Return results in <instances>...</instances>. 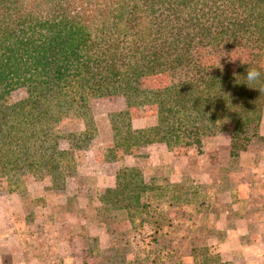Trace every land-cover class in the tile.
Masks as SVG:
<instances>
[{
  "label": "trees",
  "instance_id": "trees-1",
  "mask_svg": "<svg viewBox=\"0 0 264 264\" xmlns=\"http://www.w3.org/2000/svg\"><path fill=\"white\" fill-rule=\"evenodd\" d=\"M201 48L204 60L196 58ZM245 48L250 59L237 62ZM262 55L264 0H0V190L35 195L64 215L71 198L65 205L49 199L77 157L96 146V107L112 104L102 113L110 132L105 159L127 155L134 164L98 199L124 208L132 221L131 213L138 216L141 227L162 187L137 172V149L160 142L199 149L226 129L231 154L240 141L246 146L258 135L264 106ZM253 68L260 77L249 82ZM137 117L149 122L133 128ZM63 119L76 123L65 135L67 149L54 130ZM177 188L171 196L184 200L187 192ZM96 209L90 220L104 224ZM159 218L151 235L157 244L167 220ZM73 231L86 229L79 223ZM159 245L151 264L177 254ZM198 251L197 264L225 262L220 245Z\"/></svg>",
  "mask_w": 264,
  "mask_h": 264
},
{
  "label": "rangeland",
  "instance_id": "rangeland-1",
  "mask_svg": "<svg viewBox=\"0 0 264 264\" xmlns=\"http://www.w3.org/2000/svg\"><path fill=\"white\" fill-rule=\"evenodd\" d=\"M250 53V48L240 49L235 53V59L237 62L248 61ZM204 57V49H198L196 58L204 60ZM261 64L264 70V55L261 57ZM19 97V94L13 95L14 99H18ZM111 106L113 105L108 104L106 107L101 105L96 107V121L100 132V135L95 140L96 146L88 149L83 154L81 153L80 157H77L78 161L75 164L74 170L65 176L64 184L54 192V197L49 199V201H53L55 197H58L59 201H62V204L65 205V199L71 198L67 201L71 204L70 208H64L62 211L65 213L68 210L74 211V213L79 215V223L86 229V232H81L82 235L79 237L81 240L79 242L80 245L83 243V247L85 248V256L79 258V264H151L152 258L157 254V248L161 247L160 245L158 246L159 243L168 245L167 249L177 251V254L173 253L170 257L168 256L167 261H164L165 264H176V262H179V264H197V258L198 262L201 259L200 254L197 253L200 252L198 250L217 245H220L221 252L218 251V253L225 261L221 262L219 259V264H264V258L260 257L264 253L262 251L264 246L259 244L254 245L255 247L252 246L253 248L249 252L247 250L238 252L229 249V230L234 227V223H230L232 226L226 225L227 220L225 219V215L222 217L225 212L228 213V217L233 212L246 217L249 215L247 209H241L240 207L238 209L232 201L234 199L237 200V196L235 186L229 181V174L234 171L239 173L237 176L241 177L240 179H246L247 176L244 170H247L241 167L243 165L241 163L244 161V164H246L247 161L245 153H248L249 146L262 149L263 144L257 140L252 143L249 141L244 146V142L240 141L239 145L242 146L236 148L234 154L230 155V161L229 163L227 162V166L223 169L221 168V171L219 169V180L209 183L200 182V167L204 171L212 170L209 164L204 168L201 165L209 161L216 163L218 158L222 159V152L218 155L215 154V156L212 154L214 152L212 149L217 147V143L222 137H227L226 141L229 140V146L223 140L221 141V146L225 145L231 151H234L229 136L230 129L218 130L217 134L210 137L211 139L205 140L202 148L199 149L195 146L191 148L183 146L170 148L161 142L140 146L136 152L140 159L137 172L147 183L154 179L156 185H161L162 187L157 192L158 204L151 199V204L154 207L150 206L148 208V219L140 227L136 225L139 219L138 216L131 213L132 221L128 217L130 216L129 212L125 211L124 208H115L112 204L99 201L98 197L103 196L104 189L106 188L92 191L90 187L91 180L87 177L91 172H97L99 176L105 178L108 169L114 168L116 180V173L118 171L127 165L134 164L133 157L127 155L119 156L114 162H107L105 159L104 146L110 140V132H108V127L104 122V115L102 113ZM263 109L264 106L262 111ZM147 122H149L147 117H137L132 119V126L133 128H142L147 125ZM75 129L76 123L71 119H63L55 124L54 130L58 134L63 135L59 139V146L61 148L67 149L69 147L70 142L66 139L65 135H68ZM211 134L214 133H210L209 135ZM255 139H258V137H254L253 140ZM254 152L252 150L251 154ZM222 161L226 163L227 160L223 158ZM173 167L179 171L175 177L172 176ZM212 167L213 170L216 169L215 165ZM244 167H247V165ZM76 177H78L79 181H84V186L79 189L78 193L72 195L67 187L70 184L72 185V182H75ZM257 178L260 183H256L255 185L259 188V186L264 184V174L259 173V177L257 176ZM29 180L27 178V181ZM114 186L111 188H114ZM177 186L187 192L184 200L182 198V200H177L171 196L177 192ZM222 190H226L229 193L226 204L219 203L216 199L217 194H219L218 192ZM0 192L1 202H6L13 197H19V202L25 206L36 204L42 207L43 204L41 199L34 197L35 195L26 196L22 192L20 193L21 195L15 192L8 193L4 188ZM67 192H70V195ZM89 200H92L93 204L89 205ZM253 201L259 203L260 200L254 199ZM212 203L216 205V209L209 210L208 206ZM207 204L208 206H206ZM157 205L158 207H156ZM94 208H97L96 214L103 220L104 224L99 220L97 223L100 225L101 232L91 235L88 229L91 223L94 222V220H90V217L92 218L94 215ZM163 215L166 216L167 220H165V225L162 226L164 228H160V231L164 232V234L158 236L159 243L157 244V242L152 241L151 235L155 226V220H159V217ZM169 223L170 227L168 226L167 228L166 225ZM167 229L170 234H165ZM254 229L256 230L255 227ZM257 233L253 236L241 237V244L247 245L255 240H259ZM245 257H250L251 259H245ZM255 258L263 259L253 260ZM249 260H252V262L248 263Z\"/></svg>",
  "mask_w": 264,
  "mask_h": 264
},
{
  "label": "crops",
  "instance_id": "crops-1",
  "mask_svg": "<svg viewBox=\"0 0 264 264\" xmlns=\"http://www.w3.org/2000/svg\"><path fill=\"white\" fill-rule=\"evenodd\" d=\"M259 125L258 135L256 136L258 139L251 141V143L258 140L263 144V147L261 149L249 146L248 153H245V156H247L246 164H244V161L241 163V165L243 164L241 167L247 170H244L247 178L240 179L241 177L237 176L239 173L234 171L229 174V181L235 186L237 196V200L232 201L238 209L239 207L247 209L249 215L246 217L233 212L228 217L227 212L221 214L222 217L225 215L226 225L232 226L230 223H234V227L229 230V249L238 252L246 250L249 252L253 248L252 246L258 244L264 246V184L259 188L255 185L260 183L257 178L259 173L264 174V109ZM222 138L218 141L217 147L212 149L214 151L212 154L215 156V154L218 155L222 152V159L226 158L227 161L225 163L218 158L216 163L209 161L201 165L204 168L209 164L212 168V170L204 171L200 167L201 183L217 182L221 168L226 167L230 161V148L225 145L221 146L222 140L229 146V140L226 141L227 137ZM252 150L255 152L251 154ZM214 165L216 166L215 170L212 167ZM245 165L247 167H244ZM178 173L179 171L173 167L172 176L175 177ZM87 177L91 180L90 187L92 191L111 188L115 185L114 168L108 169L105 178L99 176L97 172H91ZM83 182L76 177L75 182H72V185L70 184L67 188L72 195H75L84 186ZM244 183L246 184L244 185ZM218 193L217 202L226 204L229 198L228 191L222 190ZM67 194L70 195V192H67ZM18 198L13 197L6 202L0 201V264H79V258L85 256L83 243L82 245L79 243L81 241L79 233L73 231V228H76L79 224V215L72 210H68L62 216L59 214L61 217L58 218L53 204L45 203L42 204V207L36 204L25 206L19 202ZM254 199L260 200L259 203H255ZM58 202L57 197L55 204L57 205ZM88 231L91 235L99 234L101 232L100 225L94 221L89 226ZM256 232H258L259 240L247 245L241 244V237L253 236L256 235ZM262 251L264 252V249ZM260 257L264 258V253ZM248 258L245 257V259ZM259 259L255 258L253 260ZM251 262L252 260L248 261V263Z\"/></svg>",
  "mask_w": 264,
  "mask_h": 264
},
{
  "label": "clouds",
  "instance_id": "clouds-1",
  "mask_svg": "<svg viewBox=\"0 0 264 264\" xmlns=\"http://www.w3.org/2000/svg\"><path fill=\"white\" fill-rule=\"evenodd\" d=\"M259 77H260V72L258 70L253 68L247 71L246 79L249 82L256 81L257 79H259Z\"/></svg>",
  "mask_w": 264,
  "mask_h": 264
}]
</instances>
